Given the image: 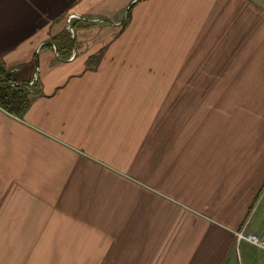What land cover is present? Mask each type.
<instances>
[{
    "label": "crops",
    "instance_id": "1",
    "mask_svg": "<svg viewBox=\"0 0 264 264\" xmlns=\"http://www.w3.org/2000/svg\"><path fill=\"white\" fill-rule=\"evenodd\" d=\"M2 73L18 264H264V0H0Z\"/></svg>",
    "mask_w": 264,
    "mask_h": 264
},
{
    "label": "rangeland",
    "instance_id": "2",
    "mask_svg": "<svg viewBox=\"0 0 264 264\" xmlns=\"http://www.w3.org/2000/svg\"><path fill=\"white\" fill-rule=\"evenodd\" d=\"M75 15H70L69 17V21H67V24L70 25V20L72 19H77L74 17ZM77 17L79 18V16L77 15ZM84 20V19H83ZM99 23V22H98ZM102 23V21L100 22V24ZM126 25L123 26V28L121 29V31L123 29H125ZM69 28V27H68ZM70 29V28H69ZM73 30H75V28H73ZM174 62V61H173ZM186 62H189L191 63L192 61L190 60H187V61H184V63ZM9 75V74H8ZM34 81L36 80V76L33 77ZM33 79H31L30 81H33ZM34 84V82H33ZM23 86L22 84H19L17 83L16 81H14V77L13 76H6L4 75L3 73L0 75V88H5V87H9L10 89H23ZM26 88V87H25ZM27 88H32V84H29L27 85ZM26 88V89H27ZM26 103V101H25ZM25 105V104H24ZM23 105V107H24ZM1 106V105H0ZM2 107V106H1ZM23 107L19 108V109H22ZM3 108V107H2ZM5 109V108H3ZM6 110V109H5ZM15 109H11L10 111H14ZM8 111V110H7ZM240 232H243V231H237L235 233V235H239ZM264 232V230H263ZM263 232L261 234H254V233H247L248 234H251V235H257V236H261L263 234ZM245 232H243L242 234H244ZM246 234V233H245ZM10 238V237H8ZM239 240H243L242 238ZM245 242H247V244L251 245V246H254L256 247L255 245H253L252 243H249L248 241L244 240ZM12 244H16V242H12L10 243V241H7L6 240V237L4 239H2V237L0 236V264H18V256H17V253L15 251H12L10 250L11 248H9L8 246H12ZM259 249V248H258Z\"/></svg>",
    "mask_w": 264,
    "mask_h": 264
},
{
    "label": "trees",
    "instance_id": "3",
    "mask_svg": "<svg viewBox=\"0 0 264 264\" xmlns=\"http://www.w3.org/2000/svg\"><path fill=\"white\" fill-rule=\"evenodd\" d=\"M26 94L23 89L0 88V105L6 110L19 109L25 104Z\"/></svg>",
    "mask_w": 264,
    "mask_h": 264
},
{
    "label": "built area",
    "instance_id": "4",
    "mask_svg": "<svg viewBox=\"0 0 264 264\" xmlns=\"http://www.w3.org/2000/svg\"><path fill=\"white\" fill-rule=\"evenodd\" d=\"M33 81H30L29 84H33ZM243 232H240L239 235L237 234L236 237L237 239H243L248 241L249 243H252L253 245H255L257 248L262 249L264 251V232L261 236H255V235H251L247 233L242 234Z\"/></svg>",
    "mask_w": 264,
    "mask_h": 264
}]
</instances>
